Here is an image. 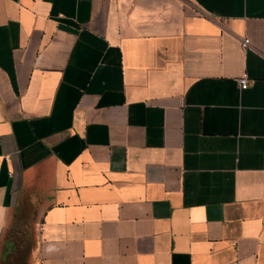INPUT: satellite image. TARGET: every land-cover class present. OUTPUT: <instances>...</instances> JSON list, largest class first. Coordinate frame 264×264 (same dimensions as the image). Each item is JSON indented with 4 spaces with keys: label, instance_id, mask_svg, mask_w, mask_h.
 <instances>
[{
    "label": "crops",
    "instance_id": "crops-1",
    "mask_svg": "<svg viewBox=\"0 0 264 264\" xmlns=\"http://www.w3.org/2000/svg\"><path fill=\"white\" fill-rule=\"evenodd\" d=\"M25 222L28 264H264V0H0V264Z\"/></svg>",
    "mask_w": 264,
    "mask_h": 264
},
{
    "label": "rangeland",
    "instance_id": "rangeland-1",
    "mask_svg": "<svg viewBox=\"0 0 264 264\" xmlns=\"http://www.w3.org/2000/svg\"><path fill=\"white\" fill-rule=\"evenodd\" d=\"M35 228L28 225L12 226L9 229L8 237L10 244L2 264H28L29 250L33 245Z\"/></svg>",
    "mask_w": 264,
    "mask_h": 264
},
{
    "label": "built area",
    "instance_id": "built-area-1",
    "mask_svg": "<svg viewBox=\"0 0 264 264\" xmlns=\"http://www.w3.org/2000/svg\"><path fill=\"white\" fill-rule=\"evenodd\" d=\"M246 42H247V38L244 37L241 41V44L244 45ZM237 81L241 88L246 86V82H247L246 74L242 73L240 76H238Z\"/></svg>",
    "mask_w": 264,
    "mask_h": 264
}]
</instances>
